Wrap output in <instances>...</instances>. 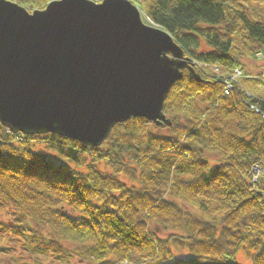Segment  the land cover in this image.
Returning a JSON list of instances; mask_svg holds the SVG:
<instances>
[{
  "label": "trees",
  "instance_id": "trees-1",
  "mask_svg": "<svg viewBox=\"0 0 264 264\" xmlns=\"http://www.w3.org/2000/svg\"><path fill=\"white\" fill-rule=\"evenodd\" d=\"M11 1L36 11L52 0ZM129 1L217 75L185 72L163 104L169 125L132 118L94 149L0 125V206L12 214L0 232L19 238L22 264H235L244 246L264 264V98L241 79L227 94L223 83L244 59H264V21L245 10L264 0ZM42 143L56 161L32 149Z\"/></svg>",
  "mask_w": 264,
  "mask_h": 264
},
{
  "label": "water",
  "instance_id": "water-1",
  "mask_svg": "<svg viewBox=\"0 0 264 264\" xmlns=\"http://www.w3.org/2000/svg\"><path fill=\"white\" fill-rule=\"evenodd\" d=\"M129 0H53L27 11L0 0V125L99 147L117 123L169 124L164 101L183 71L171 35Z\"/></svg>",
  "mask_w": 264,
  "mask_h": 264
},
{
  "label": "rangeland",
  "instance_id": "rangeland-1",
  "mask_svg": "<svg viewBox=\"0 0 264 264\" xmlns=\"http://www.w3.org/2000/svg\"><path fill=\"white\" fill-rule=\"evenodd\" d=\"M26 9H27V11H31L30 7L29 8L27 7ZM38 10H40V9H38ZM245 10H246L247 16L252 21H261V20L264 21V4L260 5V4L255 3V2H249L245 5ZM140 16L142 18V21L145 24L152 26V24L145 18L143 13H141ZM202 48H203V50L207 49L204 46H202ZM242 64H243V66H242L243 68L247 67L250 69L252 68L251 70H253V68L257 64V61L244 59ZM211 69H212L211 67H207V68L205 67L206 74L213 75V72H215L216 74L214 73V75H217V72H218L217 69L215 67H214L213 71ZM226 73L230 74V72H226ZM234 78L235 77H232L233 81H234ZM243 82L246 84L245 86H246V89L248 90L247 92H250V93L252 92L255 95L258 94L259 96L264 98V89L260 90L259 88L255 87L254 89L250 90L248 85L251 82H249L248 80H244ZM257 90H260V91H257ZM255 91L257 93H255ZM154 131L159 135H164V136L167 135V130L165 129V127L159 128V129H154ZM32 149L35 151H42V152H44V154H46L47 157H49L55 161L57 160L56 154L53 153L52 150H50L49 148L45 147L43 145V143L42 144H34ZM207 159H208L209 163L211 164L210 166H213L215 163L214 157L209 155V156H207ZM100 169H102L103 171L107 170L106 166L104 167L103 165H100ZM124 181H126V180L124 179ZM213 206H214V204L211 203L212 208H214ZM10 213H11V211L8 207L0 206V220H2V222L7 224L9 221H11L10 216L12 214H10ZM214 213H215V215H217L216 217L220 216L218 213H216V212H214ZM0 239L3 242V247H4V245L9 247V250H7V251H5L4 249L0 250V264H22V262L23 263L31 262V260H30L31 257L26 252L22 251V249L20 248V240L16 235H11L10 233H8L7 230H5V231L0 232ZM63 245L65 246L66 244H63ZM66 247H69V246L66 245ZM174 255L176 256V254H174ZM252 256H253L252 249L247 247V246H244L242 248V250L236 256L237 257L236 258V264H250ZM38 257H41L42 261H44V258H43L44 256H38ZM76 257L71 258L72 262L76 259ZM49 262L50 261H44V262H42V264H48ZM125 263H128V261L123 260V261H120L118 264H125ZM60 264H62V262H60Z\"/></svg>",
  "mask_w": 264,
  "mask_h": 264
},
{
  "label": "built area",
  "instance_id": "built-area-1",
  "mask_svg": "<svg viewBox=\"0 0 264 264\" xmlns=\"http://www.w3.org/2000/svg\"><path fill=\"white\" fill-rule=\"evenodd\" d=\"M235 73H233L232 77H235L234 79L238 78L240 76V71L236 70L234 71Z\"/></svg>",
  "mask_w": 264,
  "mask_h": 264
}]
</instances>
